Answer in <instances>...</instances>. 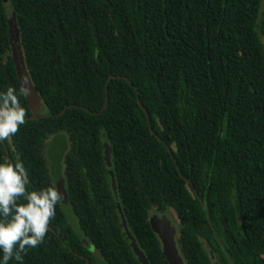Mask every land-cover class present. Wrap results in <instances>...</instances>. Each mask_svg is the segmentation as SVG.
Here are the masks:
<instances>
[{
    "label": "trees",
    "instance_id": "16d2710c",
    "mask_svg": "<svg viewBox=\"0 0 264 264\" xmlns=\"http://www.w3.org/2000/svg\"><path fill=\"white\" fill-rule=\"evenodd\" d=\"M262 1L0 0V90L22 86L12 11L46 108L31 118L20 97L25 123L0 142V160L23 163L29 190L50 186L44 147L62 134L69 202L82 228L78 235L59 202L23 264H102L92 245L103 264H142L118 202L151 264H170L152 209L176 212L185 264H264Z\"/></svg>",
    "mask_w": 264,
    "mask_h": 264
},
{
    "label": "clouds",
    "instance_id": "9594fccd",
    "mask_svg": "<svg viewBox=\"0 0 264 264\" xmlns=\"http://www.w3.org/2000/svg\"><path fill=\"white\" fill-rule=\"evenodd\" d=\"M30 92L26 86L0 90V142L14 136L25 123L20 97ZM29 185L22 162H10L7 157L0 160V264L11 260L23 264V254L43 243L56 206L63 200L54 181L39 190H29Z\"/></svg>",
    "mask_w": 264,
    "mask_h": 264
},
{
    "label": "water",
    "instance_id": "95a60500",
    "mask_svg": "<svg viewBox=\"0 0 264 264\" xmlns=\"http://www.w3.org/2000/svg\"><path fill=\"white\" fill-rule=\"evenodd\" d=\"M8 17H9V26H10V43H11V47H12L11 50H12L13 59H14L15 65H16L17 73L20 77V81H21L22 86H26V87L30 88V90H31L30 95H28L26 97L29 100L30 105L32 107H34V105L37 103V101L41 100V97L38 94L36 88L34 87L32 81H31L29 72H28L27 67H26L24 53H23L22 46L20 43V34H19L18 27H17L16 17L12 13V11L8 12ZM113 77L114 76H111L110 78H113ZM108 89H109V82L107 83V88H106V90H107L106 108L108 107V100H109ZM139 103H140V98H139ZM145 112H146L152 133L158 137V135L155 133V131L151 125L150 113L146 109H145ZM36 116H39V115L35 114L31 118H34ZM167 148H168L169 152L171 153V156L173 157L172 150L168 146H167ZM111 156H112V148L110 147L109 144H106L105 145V160H106L107 164L109 165V167H112ZM110 174L112 177V184H113L114 190H116L117 186H116L115 174H114L113 170L110 171ZM118 208H119V212H120L121 217H122V225L125 229V232H126L128 238L131 240V246H132L133 251L136 254L138 260L142 264H151L150 261L148 260V258L146 257L144 251H142V249L139 247L137 240L135 239L134 235L130 231V229L128 227L127 220H126L124 212H123V209H122L121 204L119 202H118ZM150 221H151L152 228L159 235V238L162 241L164 253L166 254V257L169 260L170 264H185L183 257L180 254L178 245H177V240H176L177 227L175 225H173V222L170 220L169 215L168 214H154V215H152ZM83 242L86 244V246H89V242L86 239H83ZM91 247H94V246L92 245V246H90V248ZM87 264H89V260L87 261ZM214 264H219V263L214 259Z\"/></svg>",
    "mask_w": 264,
    "mask_h": 264
},
{
    "label": "rangeland",
    "instance_id": "374dc122",
    "mask_svg": "<svg viewBox=\"0 0 264 264\" xmlns=\"http://www.w3.org/2000/svg\"><path fill=\"white\" fill-rule=\"evenodd\" d=\"M263 17H264V0L262 1V8H261V14L259 16V22H261ZM32 108L36 114L37 113L40 114L39 112L45 113L46 111L45 104L42 99L37 101V103ZM63 137L64 136L62 134H56L51 136L45 144L44 153L47 159L48 169L50 171V174L52 175V179L55 182L56 186L58 187L59 191L63 195V200L60 202L61 207L65 212L66 217L69 223L72 225L73 229L78 233V235H81L82 228L80 226L78 217L71 203L69 202V192H68L67 178L65 173V169H66L65 157L69 150L68 149L69 143L68 140L64 139ZM62 145L66 147H62ZM12 148L14 149V147ZM150 213L152 217V215H154L155 213V210L152 209ZM168 214L170 220L173 222V225L178 227L179 218L176 212L173 209H171L170 213ZM91 251L93 252L94 256L98 258V261L103 264V259L100 253L98 252V250L96 249V247H91Z\"/></svg>",
    "mask_w": 264,
    "mask_h": 264
}]
</instances>
